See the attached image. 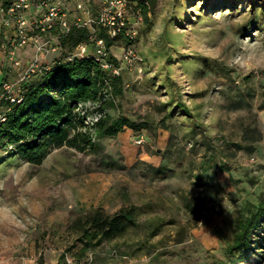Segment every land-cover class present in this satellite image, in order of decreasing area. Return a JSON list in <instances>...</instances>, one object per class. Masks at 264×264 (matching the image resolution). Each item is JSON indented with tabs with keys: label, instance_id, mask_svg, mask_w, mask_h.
I'll return each instance as SVG.
<instances>
[{
	"label": "rangeland",
	"instance_id": "1",
	"mask_svg": "<svg viewBox=\"0 0 264 264\" xmlns=\"http://www.w3.org/2000/svg\"><path fill=\"white\" fill-rule=\"evenodd\" d=\"M62 1L72 18L99 0ZM129 3L136 35L109 49L121 92L108 88L105 111L148 128L104 138L95 154L55 149L39 166L0 149V264H264V229L245 261L227 251L264 201V0ZM129 208L134 226L82 250L81 221Z\"/></svg>",
	"mask_w": 264,
	"mask_h": 264
},
{
	"label": "trees",
	"instance_id": "2",
	"mask_svg": "<svg viewBox=\"0 0 264 264\" xmlns=\"http://www.w3.org/2000/svg\"><path fill=\"white\" fill-rule=\"evenodd\" d=\"M12 1L4 0L0 5L8 6ZM138 5L147 20L146 3L139 1ZM100 10L101 0L88 8L94 19ZM49 35L58 37V56L53 57L51 69L30 82L19 104L0 103V110L5 114V120L0 122V149H5L8 157H17L32 166H39L55 149L66 147L78 153L95 154L102 150L99 141L104 138H114L124 129L136 132L148 128L146 123L136 124L123 117L114 119L106 113L105 107L112 105L107 99L108 88H112L114 95L120 94V89H116L120 78L109 77L102 71L92 53L64 61L79 45L92 48L91 35L102 38L108 51L118 41L129 44L126 37L118 35L110 38L107 30L98 25H93L91 30L72 27L65 34L54 28L43 37ZM110 59L113 63L117 60L112 54ZM86 103L97 106L88 111L83 107ZM94 114L102 116L93 125H87L86 117ZM102 164L111 165L108 161ZM112 164L111 167L118 168L115 163ZM162 171L159 168L156 172ZM135 211V208L119 210L112 216L93 212L79 223L81 242L84 243L82 250L121 235L134 226ZM235 226L236 234L227 249L231 263L245 261L249 252L254 250L252 235L264 229V201L244 221H237ZM63 261L64 256L61 255L57 264H64Z\"/></svg>",
	"mask_w": 264,
	"mask_h": 264
},
{
	"label": "built area",
	"instance_id": "3",
	"mask_svg": "<svg viewBox=\"0 0 264 264\" xmlns=\"http://www.w3.org/2000/svg\"><path fill=\"white\" fill-rule=\"evenodd\" d=\"M130 0H101V10L96 19L89 18V11L85 17L74 16L69 18L68 10L62 0H13L8 6L0 5V54L7 61L5 68L1 70L0 61V103L19 104L30 82L37 76L47 73L53 66V62L44 63L35 59L29 64H23L17 56V51L32 46L35 54L58 52L57 42L49 44V40L43 35L56 28L60 33H67L72 27L79 29H92L98 25L107 30L110 38L123 35L132 40L136 33L128 29L127 9ZM78 10H84L81 4H77ZM93 31V30H92ZM93 41L92 54L99 68L109 77L119 75V67L110 59V53L102 38L91 35ZM87 45H79L74 51L65 57L64 61H72L75 58H83L89 53ZM125 55L124 60L129 61ZM15 73L13 81L8 76ZM94 108L96 104L86 103L84 108ZM81 107V106H80ZM7 111V110H6ZM5 114L0 110V122L5 120ZM102 114H94L86 117V124L93 125Z\"/></svg>",
	"mask_w": 264,
	"mask_h": 264
}]
</instances>
